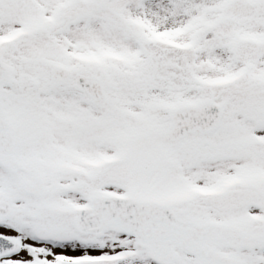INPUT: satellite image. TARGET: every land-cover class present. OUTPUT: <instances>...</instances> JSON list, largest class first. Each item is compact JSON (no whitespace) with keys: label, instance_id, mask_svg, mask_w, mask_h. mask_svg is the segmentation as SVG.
<instances>
[{"label":"snow or ice","instance_id":"6c2138e0","mask_svg":"<svg viewBox=\"0 0 264 264\" xmlns=\"http://www.w3.org/2000/svg\"><path fill=\"white\" fill-rule=\"evenodd\" d=\"M0 264H264V0H0Z\"/></svg>","mask_w":264,"mask_h":264}]
</instances>
